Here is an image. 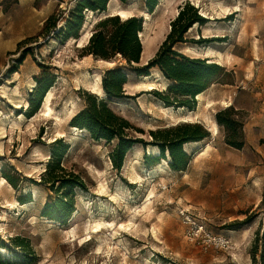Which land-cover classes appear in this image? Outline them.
<instances>
[{
    "label": "rangeland",
    "instance_id": "1",
    "mask_svg": "<svg viewBox=\"0 0 264 264\" xmlns=\"http://www.w3.org/2000/svg\"><path fill=\"white\" fill-rule=\"evenodd\" d=\"M13 1L0 0V117L9 120L0 138L2 259L10 264H261L264 0H156L152 12H148L144 0L112 1L115 6H132L128 16L143 20L142 36L138 35L143 54L138 66L155 55L182 8H196L205 20L188 28L184 33L186 42L177 44L175 50L199 59L204 58L185 51L184 46L199 47L201 54L211 50L213 63L223 67L224 73L200 100L194 98L193 110L185 108L178 118L164 116L165 105L153 93H165L169 85L158 69L148 70L145 81L143 76L134 75L119 55L110 60L113 65L109 66L83 54L82 48L95 32V23L109 15L116 16L113 12L84 13V31L80 35L81 27L77 38L82 45L77 46L44 29L51 15L49 25L55 22L56 28L63 27L76 0H35L32 12L36 18L32 22L24 19L25 12L15 13ZM5 7L8 10L4 13ZM21 35L26 37L15 42ZM48 46L53 49L43 53ZM112 68L127 74L123 98L119 100L104 98L103 91L92 89L94 75L102 78ZM48 74L54 75L51 107L59 118L33 114L31 122L27 113L31 109L28 103L35 99L32 91L37 81L48 79ZM86 74L90 77L87 81ZM17 86L19 109L11 107L7 97ZM83 93L105 101L134 127L129 136L142 140L133 144L120 170L112 168L110 144L94 141L87 131L69 126L71 117L84 107ZM227 98L230 106L220 102ZM65 103L66 110L62 111ZM41 105L42 102L39 109ZM229 107L242 124L244 145L240 150L224 142V128L215 124V114ZM20 115L25 119L20 128L14 127L10 120L19 122ZM183 123H198L208 131L209 136L200 142L211 145L213 150L197 159L199 149L189 142L181 146L187 156L183 171L169 167L171 157L166 149L164 159L148 167L145 157L159 154L158 150L147 153L148 145L157 147L149 132ZM212 124L215 135L210 132ZM55 140L67 145L62 164L67 171L81 176L86 188L76 190L75 211L63 226L39 216V208L47 196H52L39 180ZM159 165L162 173L150 175ZM4 176L17 187L13 188ZM150 191L153 197L148 199ZM27 194L31 202L21 204L19 197ZM148 211L153 214L152 221L146 218ZM95 223L105 225L97 234L92 228ZM152 226L156 234L151 232ZM15 237L22 238L30 251L14 248L11 239Z\"/></svg>",
    "mask_w": 264,
    "mask_h": 264
},
{
    "label": "trees",
    "instance_id": "2",
    "mask_svg": "<svg viewBox=\"0 0 264 264\" xmlns=\"http://www.w3.org/2000/svg\"><path fill=\"white\" fill-rule=\"evenodd\" d=\"M110 0H76L75 6L69 10L68 19L64 26L56 28L52 21V15L44 22L45 31L51 30L53 36L61 41L70 38H78V33L84 22V13H101L106 10ZM126 3L128 0H118ZM17 0L13 1V5ZM148 12H152L157 5L156 0H144ZM5 7L3 12H7ZM87 11V12H86ZM205 20L198 15L195 8H183L178 12L171 24V29L165 40L158 48L155 55L143 66H138L142 52L139 32L142 31V18L130 16L121 19L118 16H108L95 23V32L90 36L88 43L82 48L85 56H92L98 60L110 61L115 55L125 60L130 71L136 76H147L148 70L156 68L161 75L168 80L166 92L153 91L165 107H184L190 110L195 108L196 96L204 92L215 80L223 75L224 69L216 63H209L204 59L190 58L175 50L177 44L185 43L184 33L194 24L204 23ZM30 38L26 39L29 40ZM24 40V41H26ZM22 42L18 44L21 45ZM136 65V66H135ZM127 81V74L119 68H112L105 72L101 78V88L104 98L119 100L123 98V85ZM54 82V75L48 74V79L41 83L36 82L32 91L34 100L28 103L30 111L28 117L37 112L47 90ZM34 93V94H33ZM84 107L74 114L69 120V126L88 132L94 141H103L111 145L110 161L112 168H122L125 155L134 143L140 142V138L133 139L129 132L134 127L123 117L116 115L105 101L99 100L95 95L82 94ZM217 125L224 128V142L237 150L242 149L243 134L242 124L235 118L233 108L229 107L217 112L214 116ZM142 133V131H138ZM150 137L157 143L158 156L145 157L146 165L151 167L164 159V149L171 157L169 167L173 171H183L186 167L187 156L181 150L183 144L200 142L209 136L208 131L198 123H183L170 129H157L149 132ZM146 146V145H144ZM67 151V145L61 140L52 142L49 161L39 183L47 187L52 196H47L39 208V216L53 221L59 225H66L76 206V190L85 191L84 180L81 176L67 171L62 164V159ZM4 178L16 188V183L7 176ZM21 204L31 202L29 194L19 197ZM14 248L29 252L28 244L20 237L11 239ZM16 257L17 254H15ZM21 258V257H19ZM2 259L0 264H10ZM13 263V262H12ZM15 263V262H14ZM264 264V255L262 262Z\"/></svg>",
    "mask_w": 264,
    "mask_h": 264
},
{
    "label": "bare ground",
    "instance_id": "3",
    "mask_svg": "<svg viewBox=\"0 0 264 264\" xmlns=\"http://www.w3.org/2000/svg\"><path fill=\"white\" fill-rule=\"evenodd\" d=\"M55 1V0H54ZM112 1L113 0H110L109 2H108V4H107V10L106 11H103V12H101L102 13V15H106L107 14V12H113L116 16H118V17H122L123 19L125 18V17H127L128 15H129V13L131 12V9H132V6H130V5H113L112 4ZM87 12V11H86ZM89 14H91V12L89 13ZM92 14H93V12H92ZM98 14H100V12L98 13ZM110 16V15H109ZM145 16L146 17H148V14H145ZM129 17V16H128ZM211 19V18H210ZM215 20V19H214ZM85 26V24L83 25V27ZM82 27V30H81V32H80V35L83 33V31H84V28ZM161 29H163V28H161ZM193 29H194V27H193ZM192 28H191V31L193 30ZM195 30V29H194ZM164 31V30H163ZM167 31V30H166ZM169 31V30H168ZM90 35V34H89ZM159 35H160V33H159ZM139 36H142V31L141 32H139ZM163 36V35H162ZM87 39H88V37L86 38V42H87ZM152 40V39H151ZM148 41V40H147ZM53 42H55V40H53ZM68 42L70 43V42H72V43H77V46H81L82 44H81V42H80V40L79 39H74V38H70V39H68ZM145 43H147L146 41H145ZM145 43L144 42H142V46L144 47V46H146L145 45ZM149 43H151V42H149ZM148 43V44H149ZM150 46V45H149ZM53 48H52V46H48V47H46L44 50H43V53H47V52H49L50 50H52ZM184 50L185 51H188V52H191V53H193V54H195L196 56H198V57H203L204 59H206V60H208V62L209 63H213V61H212V56H211V50L210 51H207L206 53L204 52V53H199L200 51H199V47H188V46H184ZM183 50V51H184ZM185 53V52H184ZM142 54H143V52H142ZM142 54H141V56H142ZM213 54V53H212ZM144 58V57H143ZM142 58V59H143ZM99 62H101V63H104V64H106V65H113V62H110V61H104V60H99ZM215 63V62H214ZM92 78V77H91ZM143 78V80H147L148 79V77H146V76H143L142 77ZM84 79L87 81V80H89L90 79V77H89V75L88 74H86L85 76H84ZM83 80V79H82ZM93 80H94V83L92 84V89H93V91H96L97 93L98 92H102V89H101V85H100V82H101V76L99 75V74H96V75H94V78H93ZM142 80V79H141ZM143 82V81H142ZM31 89H32V87H33V85L32 84H34V81L32 80L31 82ZM143 85H147V84H145V83H142ZM138 87H141V86H138ZM145 87V86H144ZM53 89L54 88H52V87H50L48 90H47V92L45 93V95H44V98H43V100H42V105H41V108L36 112V113H34L35 114V116H36V114H43V115H54L55 117H57V118H59L58 117V114L53 110V108L51 107V101H52V98H54L53 97V92L55 91H53ZM12 91H11V95L10 96H7L8 97V101L11 103V107H13V108H15V109H19L20 107H21V100H19V99H17L18 97V94H19V88H18V86L17 87H15V88H13V89H11ZM3 93L4 94H6V90H3ZM9 94V93H8ZM202 95H203V92H201V93H199L197 96H196V99H198V100H200L201 99V97H202ZM228 99V98H227ZM223 105H225V106H230L231 105V100L230 99H228V100H226L225 101V99L224 100H221L220 101ZM73 103V102H72ZM75 103V102H74ZM71 104V103H70ZM72 105V104H71ZM66 106H67V103H65L64 105H63V108H62V111H65L66 110ZM69 106V105H68ZM184 107H178V108H173V107H164V116H167V117H169V118H178V117H182V112L184 111ZM61 111V112H62ZM187 112V111H186ZM59 113V112H58ZM63 113V112H62ZM0 114H3V113H1L0 112ZM190 114V113H189ZM30 118V121L32 122L33 121V119H35V117H33V115L32 116H30L29 117ZM184 118H185V116H184ZM19 122H15V121H12V120H10V123L12 124V125H14V127L16 126L17 128H20L19 126H20V123H21V121L22 120H24L25 119V117L23 116V115H20L19 116ZM55 119V118H54ZM59 120V119H58ZM0 138H2V136L4 137V133H5V124H6V122L7 121H9L8 120V118H7V120H6V118H5V121H4V119H2L1 117H0ZM184 121V120H183ZM8 123V122H7ZM216 124V123H215ZM7 127V126H6ZM73 129H77V128H75V127H72ZM16 129V128H15ZM22 130V129H21ZM210 132L213 134V135H215L216 134V127H215V125H211L210 126ZM191 145H193L196 149H199V152L196 154V158L198 159V157H200V156H203V155H205V154H207V153H209L210 151H212L213 150V148H212V146L211 145H209V144H204V145H202L201 144V142H192V143H190ZM0 145H1V141H0ZM145 149V148H144ZM158 150V148L157 147H155V146H147V153L148 154H153V152H155V151H157ZM159 172H161L162 173V166H157V168L155 169V170H153L151 173H150V175H157ZM134 174H136V175H138L140 178H141V175H139L138 173H135L134 172ZM138 177V178H139ZM143 181V180H142ZM149 198L148 199H150L151 197H153V191H150L149 192V196H148ZM153 217V214L150 212V211H148V213H147V216H146V218L148 219V221L151 219ZM159 219L161 218L159 215L157 216ZM146 219V220H147ZM150 221H152V220H150ZM96 224V223H95ZM105 227V225H102V224H100V223H97L95 226H93L92 228L94 229V233L95 234H97V232L98 231H102V229ZM151 232H153L154 234H156V228H155V226H152V231Z\"/></svg>",
    "mask_w": 264,
    "mask_h": 264
},
{
    "label": "crops",
    "instance_id": "4",
    "mask_svg": "<svg viewBox=\"0 0 264 264\" xmlns=\"http://www.w3.org/2000/svg\"><path fill=\"white\" fill-rule=\"evenodd\" d=\"M34 1L35 0H17V3L14 5L15 6V13L17 12H25V20H28L29 22H32L33 19L36 18V14L33 13L32 11H35L34 9ZM26 36L21 35L18 36L15 42L20 41L21 39H24Z\"/></svg>",
    "mask_w": 264,
    "mask_h": 264
}]
</instances>
